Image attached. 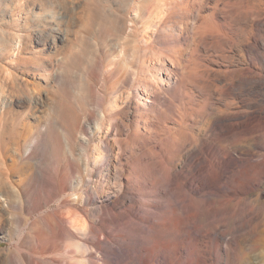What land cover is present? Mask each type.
<instances>
[{
    "label": "rangeland",
    "instance_id": "rangeland-1",
    "mask_svg": "<svg viewBox=\"0 0 264 264\" xmlns=\"http://www.w3.org/2000/svg\"><path fill=\"white\" fill-rule=\"evenodd\" d=\"M244 39L250 55L239 51ZM199 58L223 78L215 82L218 105L224 103L222 87L232 81L229 71L238 67L227 68L229 61L243 62L239 67L252 71L244 73L249 76L264 75V0H0V264H31V256L64 264L67 255L76 254L80 264H103L94 247V224L104 230L103 242L107 233L112 238L111 245L104 244L109 264L163 263L162 248L150 259L149 223L135 229L119 225L144 214L137 192L125 188L129 161L141 147L131 143L124 152L123 144L136 129L149 135L136 107L150 109L154 103L155 89L147 84L152 78L167 80L158 85L160 92L174 101L177 114L183 112L170 90L190 72L187 62ZM179 62L182 73L174 69ZM195 87L190 84L187 92L195 91L202 102ZM236 88L238 97L230 99L244 112L220 144L257 152L254 143L264 146V85ZM157 107L148 114L159 124L167 107ZM166 123L175 126L172 119ZM262 151L251 156L260 160ZM74 162L79 169L72 174ZM240 165L207 196L218 208L214 216L183 227L174 264H197L196 249L207 257L203 234L213 223L247 243L263 228L260 189L229 194ZM64 179L69 188L59 193ZM231 198L232 208L225 206ZM61 214L77 218L82 231L56 238ZM54 241L56 250L49 244ZM43 248L48 249L42 256ZM255 253L260 251L249 257ZM232 261L231 251L210 262Z\"/></svg>",
    "mask_w": 264,
    "mask_h": 264
},
{
    "label": "bare ground",
    "instance_id": "bare-ground-1",
    "mask_svg": "<svg viewBox=\"0 0 264 264\" xmlns=\"http://www.w3.org/2000/svg\"><path fill=\"white\" fill-rule=\"evenodd\" d=\"M212 36L218 41H223V36L215 34H212ZM57 38V35L53 36L54 41ZM245 41L248 42V39L238 43L240 44L239 51H244V53L250 55L252 49ZM259 44L260 41L257 39L256 45ZM234 45L237 46L235 42ZM253 50H256V48L253 47ZM226 57L232 58V56ZM243 58V60H246V55ZM217 61L215 60V64ZM184 62L186 61L184 60ZM242 63L239 60L236 62L229 61V65H227V68L235 65L238 67L229 71L232 81L223 86L222 90L219 88L222 91L221 95L225 97L222 105H218L215 100V92H217L215 82H219L223 78H221L222 76L218 70L206 64L200 58L199 60H189L187 62L185 67H189L190 72L188 74L183 73L178 84L170 90L174 100L179 101L183 110L182 113L177 114L178 109L175 108L174 101H170L164 94L165 92H160L158 85L164 83L166 85L167 80L157 76H153L154 78L147 82L149 86L155 89L153 90L154 99L152 100L154 103L151 108L137 104L136 111L148 123L149 135L136 129L130 133L129 140H126L123 144L124 152H128L131 143H133V146L138 145L141 147V152L129 161V184L125 188L137 192V196L139 195L138 202L142 208L139 207L143 209L144 214L138 217L139 220H130L119 223V225L126 226L127 229H135L142 225L141 222L149 223L146 226L149 228L151 235L150 248L152 253L150 259H153L151 256L155 254L154 252L157 249L162 248L164 250L163 263L158 264H174L177 258L176 249L179 244L178 235L182 232L183 227L187 230L188 227L196 223L197 218L210 219V216H214L211 213L218 208L212 205L213 200L207 198V196L211 191L216 190L215 187L223 181L224 174L238 163H241V165L236 173V184L230 187L229 191L232 192H229V194L234 195L240 192L243 187L246 189L255 185L260 189V197L264 195V151L261 152L260 160H254L251 155L256 150L251 151L248 146L233 149L220 144V137L229 133V130L238 127L234 119L244 112L241 106L230 99L238 97L233 93L234 86H237L236 89H246L249 85L253 87L264 85V75L257 78L244 74L252 73V71L239 67ZM252 64L254 65V62ZM181 65L182 62H179L178 66L174 68L179 73H182L181 68L183 67ZM234 78L238 79L234 81ZM190 84L199 89V93L203 96L202 102L198 101L199 94L197 95L195 91L187 92ZM165 85L161 87L164 88ZM251 95L248 94V96ZM159 104L166 105L167 108L160 113L161 122L158 124L149 121L151 116L148 112L157 110ZM173 116H179V118ZM167 119H172L175 126H169L166 123ZM260 147L259 143H254L253 149H257L256 153H258L259 150H264L263 145ZM195 150L201 153L199 159H196ZM235 151L240 155H236ZM241 155H244V158H241ZM68 160L70 164L75 161L73 157ZM78 169L79 166L74 162L72 164V174H75ZM53 184L57 185L55 182ZM60 187L59 193L68 189V180L64 179ZM202 190L208 192L197 196V192ZM261 200L264 205V199ZM65 202L67 204V201ZM131 202L133 203L135 200ZM233 202L234 200L231 198L225 202V206L232 208L233 205L231 204ZM72 217L61 214L62 223L59 226L56 238L65 234H73V229L82 231V226L76 220L77 218ZM221 228L220 225L213 223L204 229L205 234H203V237L207 238L208 243L207 257H205L203 251L196 249L197 264H211L210 261L220 259L222 253H225L228 258L231 251L234 253V261H232L234 264H251L252 262H258V260H264V225L263 228L256 231V235L250 243H247L244 238L238 235L237 237L234 233ZM102 233H104V230L94 224V247L102 255L100 260L103 261V264H109L110 259L106 260L105 257L110 255L104 244L111 245L112 238L107 233V240L103 242L100 237ZM174 236H176V239L172 238ZM49 244L53 245L51 249L56 250V241ZM47 249L43 248L39 253L43 256ZM257 250L260 253L258 255L255 253L254 258H250L249 254ZM77 258L78 254L75 256L67 255L64 264H80L81 262ZM43 261L48 263L49 260L44 258ZM30 263L44 264L34 256H31ZM230 263L227 262L226 264Z\"/></svg>",
    "mask_w": 264,
    "mask_h": 264
}]
</instances>
